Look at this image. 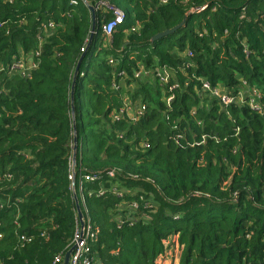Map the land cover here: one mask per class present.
Returning <instances> with one entry per match:
<instances>
[{
    "label": "trees",
    "instance_id": "trees-1",
    "mask_svg": "<svg viewBox=\"0 0 264 264\" xmlns=\"http://www.w3.org/2000/svg\"><path fill=\"white\" fill-rule=\"evenodd\" d=\"M71 1L0 0V264H51L71 248L74 137L77 179L117 171L114 181L82 185L97 264H157L174 236L178 264H264V0H107L125 23L106 38L102 17L111 16L95 12L72 105L91 15ZM185 15L182 28L150 42ZM21 55L34 67L26 77L8 74ZM163 67L179 85L169 107L167 87L153 76ZM202 81L259 93L261 111L223 108L199 94ZM123 96L144 116L116 121ZM112 183L151 199L150 221L118 228L116 207L140 194L98 198Z\"/></svg>",
    "mask_w": 264,
    "mask_h": 264
},
{
    "label": "built area",
    "instance_id": "built-area-1",
    "mask_svg": "<svg viewBox=\"0 0 264 264\" xmlns=\"http://www.w3.org/2000/svg\"><path fill=\"white\" fill-rule=\"evenodd\" d=\"M83 3V0H80ZM88 4H92L94 7L95 12H99L102 16L110 15L111 18L107 20L104 17L103 24L101 26V32L106 38H111V36L115 33V31L121 27L125 23V13L123 10L118 9L111 5L109 1L107 0H86ZM161 3L164 4V1H161ZM84 4V3H83ZM71 5L76 6L77 1L72 0ZM206 6H203L199 9H192L191 12H201L205 9ZM138 26L131 28V32H136ZM84 51V50H83ZM192 55L187 52L186 57H191ZM112 64V62H109ZM34 67V64L32 63V60H28L26 56H20L19 59L15 60L13 62L8 70V74H18L20 77H26L28 74V71L30 68ZM186 68L189 67V64L185 66ZM181 71H184V68H180ZM4 71V69L0 66V73ZM142 70L139 73L135 74V77H138L141 75ZM173 73H175L173 71ZM155 79L158 81V83L162 86L167 87L169 97L166 100L167 107L170 106L172 100L174 99L173 92L176 91L179 88V85L177 82H172V79L174 77V74H172L169 70L166 68H158L154 75ZM199 94L203 95L204 97H211L219 99L221 102V105L223 108H226L229 104H234L236 100H239L240 104L243 105L247 103L248 107L252 109L254 106L255 109H252L254 111H261V106L258 103L260 94L252 91L248 92L245 96H242L241 94H237V97L228 94L225 92L223 88L220 86L212 87L207 81H202L201 83V91ZM128 104L122 105V107L117 111V113L114 114L113 118L116 121H119L120 118H124L125 116L129 117L131 120H137L141 116H144L145 113V107L143 105L139 106L138 104H135L134 110L132 108V104L127 102ZM168 120V117H166ZM177 126L174 125L172 128V131H176ZM175 136L172 137V140L174 142H177L180 138V134H174ZM144 145V144H143ZM103 177L110 181H114V179L117 177V171L114 169L107 170L104 174L100 173H85L79 176L78 181L79 183H94L96 181H100ZM69 182H70V190L71 193L75 190V184L77 186V180L76 176L74 174V170L72 168V162H71V168L70 173L68 176ZM135 179V178H132ZM139 179H137L138 181ZM111 189H102L98 190L96 195L98 198L104 197L106 194L111 193L113 196H115L118 199H122L125 194H127L130 197H134L137 194H140L138 197V200H132L130 203L122 202L119 206L115 209L116 218L115 221L117 223V227L120 228L124 225L128 226H134L135 224L139 222H148L151 219V214L155 212L156 207L153 201L149 198H146L145 194L142 191H130L125 190L123 188H120L116 183L111 184ZM120 188V190H119ZM92 194L91 192L89 195ZM83 196V194H82ZM78 198V197H77ZM78 200L81 203V209L84 212V214L87 216V209L85 205V199L82 197H79ZM176 219V218H175ZM84 227L82 230L78 227L76 228L72 242L71 247H73L71 254L69 256L68 264H97L95 255L93 252V245L97 242V236H98V230L94 227V225L91 223L90 219L87 217L86 219L83 218ZM172 239V240H171ZM171 239H168L167 244L169 245V249L165 250L164 254L159 256L156 263L157 264H178L179 261V255L181 253L180 247L177 245V236L172 237ZM23 243H28L31 241V239H24L22 238ZM172 249H175L171 252ZM64 255H57L54 257L51 264H62Z\"/></svg>",
    "mask_w": 264,
    "mask_h": 264
},
{
    "label": "water",
    "instance_id": "water-1",
    "mask_svg": "<svg viewBox=\"0 0 264 264\" xmlns=\"http://www.w3.org/2000/svg\"><path fill=\"white\" fill-rule=\"evenodd\" d=\"M83 3L84 5L88 8V11L91 15V27H90V33H89V38H88V42H87V45L83 51V55L80 57L76 67H75V70H74V73H73V77H72V82H71V91H70V103L72 105L73 103V86L75 84V79L76 77L78 76V71H79V65L81 63V60L84 56V53H86V50L87 48L90 46L91 44V41H92V38H93V35L95 33V29H96V13H95V10L93 8V6H91L90 4H88V2L86 0H83ZM186 19H187V15H185V17L183 18V20L181 21L180 24H178L177 26L171 28V29H168V30H165L164 32H161V33H158L156 35H154L151 39H150V42L151 43H154L155 41L159 40V39H162L166 36H169L173 33H175L176 31H178L180 28H182L186 22ZM71 116L73 117V108L71 109ZM73 134H75V128H74V125H73ZM75 150H76V138L74 137L73 138V146H72V168L74 167V163H75ZM72 197H73V201H74V205H75V211H76V214H77V219H78V224H79V228L80 230L83 229L84 227V222H83V214L81 212V207H80V204H79V200L77 198V196L75 195L74 191L72 192ZM73 247H71L64 255V258H63V262L62 264H68V261H69V256L71 254V251H72Z\"/></svg>",
    "mask_w": 264,
    "mask_h": 264
},
{
    "label": "rangeland",
    "instance_id": "rangeland-1",
    "mask_svg": "<svg viewBox=\"0 0 264 264\" xmlns=\"http://www.w3.org/2000/svg\"><path fill=\"white\" fill-rule=\"evenodd\" d=\"M185 1H187V0H185ZM162 4H163V3H162ZM118 7H121V6L119 5ZM93 8H94V7H93ZM138 77L141 78L140 75H139ZM138 77H137V78H138ZM159 85H160V84H159ZM113 89L117 90V89H118V86L115 85V84H113ZM248 92H249V90H247V92H245V93H243V94H241V95H242V96H245ZM228 94L237 97V94H232V93H229V92H228ZM123 99H124V101L126 100L124 104H128V103H127V102H128V96H123ZM235 103H239V104H240L239 100H236ZM124 104H123V105H124ZM166 104H167V103H166ZM138 105L141 106L140 103H138ZM252 109H255V107L253 106ZM71 161H72V155H71V159H70V163H69L70 168H71ZM76 180H77V186H76V184H75V190H74V193H75L76 196L78 195V197H82V198H84V196H82V183H79V181H78L77 178H76ZM178 255H179V258H180V255H181V254L178 253Z\"/></svg>",
    "mask_w": 264,
    "mask_h": 264
},
{
    "label": "crops",
    "instance_id": "crops-1",
    "mask_svg": "<svg viewBox=\"0 0 264 264\" xmlns=\"http://www.w3.org/2000/svg\"><path fill=\"white\" fill-rule=\"evenodd\" d=\"M118 9H119V8H118ZM121 10H122V9H121ZM174 250H175V249H172L171 252L174 251Z\"/></svg>",
    "mask_w": 264,
    "mask_h": 264
}]
</instances>
